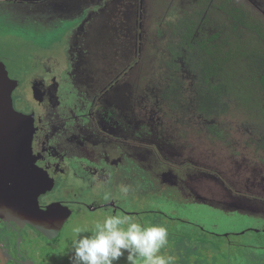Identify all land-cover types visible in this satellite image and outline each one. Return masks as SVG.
I'll list each match as a JSON object with an SVG mask.
<instances>
[{"label":"rangeland","instance_id":"obj_1","mask_svg":"<svg viewBox=\"0 0 264 264\" xmlns=\"http://www.w3.org/2000/svg\"><path fill=\"white\" fill-rule=\"evenodd\" d=\"M205 3L0 0V61L12 80L28 83L37 70L47 81L56 76L65 88L73 87L67 106H90L107 88V106H126V150L136 152L143 165V174L134 162L128 169V187L70 177L68 198L77 204L72 219L58 238L39 237L31 250L25 247L28 254L38 251L34 260L70 264L74 229L91 228L119 212L148 224L165 223L169 242L162 251L174 257L173 264H264L261 108L233 100L222 118L204 119L190 101L187 70L180 71L186 86L180 106L163 92L168 48L179 42L172 25L181 18L199 22L203 35L218 33L221 43L224 36L234 41L241 34L232 31L222 4L240 6L264 25V0ZM108 148L114 153L118 147L109 142ZM126 256L118 264H128Z\"/></svg>","mask_w":264,"mask_h":264},{"label":"flooded vegetation","instance_id":"obj_2","mask_svg":"<svg viewBox=\"0 0 264 264\" xmlns=\"http://www.w3.org/2000/svg\"><path fill=\"white\" fill-rule=\"evenodd\" d=\"M72 90L73 87L65 88L56 76L47 81L43 70L31 74L28 83L18 81L13 89L14 108L33 122L34 129L31 157L9 181L8 208L0 198V248L7 264H41L34 260L39 258L38 251L28 254L25 247L31 250L30 244H36L39 237L58 238L72 219L77 204L74 198H68L66 181L70 177L83 176L93 184L106 181L128 187L127 174L133 162L137 172L143 174L138 154H129L127 141L123 139L127 130L126 106H107L104 102L107 88L93 98L90 106L86 103L67 106V100L73 99ZM18 100L22 106H18ZM109 142L118 147L114 153L108 148ZM101 146L102 149H96ZM55 192L62 197L53 196ZM43 221L57 225L54 237L44 233Z\"/></svg>","mask_w":264,"mask_h":264},{"label":"trees","instance_id":"obj_3","mask_svg":"<svg viewBox=\"0 0 264 264\" xmlns=\"http://www.w3.org/2000/svg\"><path fill=\"white\" fill-rule=\"evenodd\" d=\"M221 10L231 21L232 31L241 33L234 41L228 39L231 35L224 36L222 43L218 33L203 35L199 22L190 17L172 25L179 42L170 43L168 48L163 92L180 106L186 88L180 71L187 70L190 101L204 119L222 118L229 113L233 100L240 105L258 106L264 114V25L240 6L222 4ZM209 128L218 130L217 125L210 124Z\"/></svg>","mask_w":264,"mask_h":264},{"label":"clouds","instance_id":"obj_4","mask_svg":"<svg viewBox=\"0 0 264 264\" xmlns=\"http://www.w3.org/2000/svg\"><path fill=\"white\" fill-rule=\"evenodd\" d=\"M74 232L70 264H118L125 254L128 264H173L174 261L173 256L162 251L169 242L165 223L148 224L116 212L91 228L77 227Z\"/></svg>","mask_w":264,"mask_h":264},{"label":"water","instance_id":"obj_5","mask_svg":"<svg viewBox=\"0 0 264 264\" xmlns=\"http://www.w3.org/2000/svg\"><path fill=\"white\" fill-rule=\"evenodd\" d=\"M17 81L12 80L9 72L0 61V198L5 208L9 196V181L15 178L22 166L31 157L33 122L14 108L13 89ZM53 232H47V229ZM44 233L54 237L57 225L43 221ZM1 264H7V258L0 248Z\"/></svg>","mask_w":264,"mask_h":264}]
</instances>
